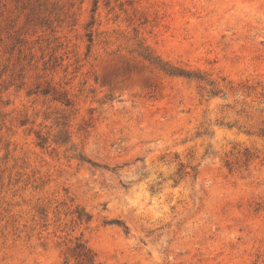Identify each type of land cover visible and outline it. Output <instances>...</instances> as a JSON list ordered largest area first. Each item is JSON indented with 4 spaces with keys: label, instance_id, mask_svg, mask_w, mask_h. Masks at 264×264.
Returning <instances> with one entry per match:
<instances>
[{
    "label": "rangeland",
    "instance_id": "obj_1",
    "mask_svg": "<svg viewBox=\"0 0 264 264\" xmlns=\"http://www.w3.org/2000/svg\"><path fill=\"white\" fill-rule=\"evenodd\" d=\"M0 264H264V0H0Z\"/></svg>",
    "mask_w": 264,
    "mask_h": 264
},
{
    "label": "trees",
    "instance_id": "obj_2",
    "mask_svg": "<svg viewBox=\"0 0 264 264\" xmlns=\"http://www.w3.org/2000/svg\"><path fill=\"white\" fill-rule=\"evenodd\" d=\"M169 71V70H168ZM170 73H175L170 71ZM180 74H183V72H179ZM81 219V217H79ZM75 255L79 260L82 262H88L93 263L94 262V255L91 253V251L84 245V243H76L74 247Z\"/></svg>",
    "mask_w": 264,
    "mask_h": 264
}]
</instances>
